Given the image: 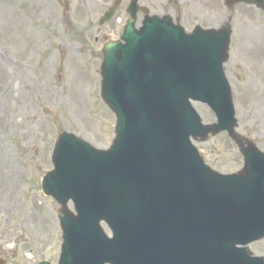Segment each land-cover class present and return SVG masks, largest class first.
Here are the masks:
<instances>
[{
    "label": "water",
    "instance_id": "obj_1",
    "mask_svg": "<svg viewBox=\"0 0 264 264\" xmlns=\"http://www.w3.org/2000/svg\"><path fill=\"white\" fill-rule=\"evenodd\" d=\"M224 1L264 9V0ZM129 12L123 44L103 49L101 95L117 118L112 147L98 151L64 133L42 180L62 206L59 264H264L241 248L264 238V154L233 132L222 71L229 31L186 34L155 16L137 30ZM189 100L207 104L217 124L202 126ZM223 131L244 158L238 174L211 171L190 143Z\"/></svg>",
    "mask_w": 264,
    "mask_h": 264
},
{
    "label": "rangeland",
    "instance_id": "obj_2",
    "mask_svg": "<svg viewBox=\"0 0 264 264\" xmlns=\"http://www.w3.org/2000/svg\"><path fill=\"white\" fill-rule=\"evenodd\" d=\"M113 1L0 0V55L14 70L0 80V111L20 122L17 129L3 127L1 134L2 148L20 165L0 186V260L5 264L58 262L60 206L43 195L40 182L52 169L59 135L67 132L99 150L114 139L115 117L100 97L102 48L107 40L119 39L131 0H122L113 21L99 26ZM137 3L153 16H169L186 32L196 26L230 29L223 69L237 119L234 132L264 153V60L253 56L255 40L264 39V11L242 3L226 7L222 0ZM253 18L257 23L249 24ZM193 106L204 125L215 122L207 106ZM194 144L212 170L225 175L241 170L242 156L225 133ZM249 250L264 258V239Z\"/></svg>",
    "mask_w": 264,
    "mask_h": 264
},
{
    "label": "bare ground",
    "instance_id": "obj_3",
    "mask_svg": "<svg viewBox=\"0 0 264 264\" xmlns=\"http://www.w3.org/2000/svg\"><path fill=\"white\" fill-rule=\"evenodd\" d=\"M250 23H257V20L255 18L249 20ZM242 35H245V31L242 32ZM255 47L253 48V51L255 53L253 56L258 59L264 60V39H256L255 40ZM14 70L7 65L6 61L2 58L0 55V80L1 78L5 76H11L8 72H13ZM4 106V104H0V109ZM12 125L17 129L19 127L20 122L17 123L11 115H9L7 110H4L3 112L0 111V186L2 184H5L3 181L6 179L9 173H13L16 171H19V162L16 158L12 156V154H7L6 151L2 148L1 142H2V129L5 126ZM7 195L4 194V199H6Z\"/></svg>",
    "mask_w": 264,
    "mask_h": 264
}]
</instances>
